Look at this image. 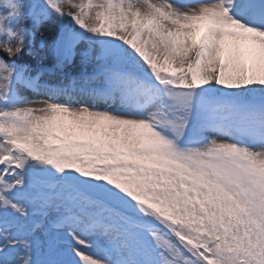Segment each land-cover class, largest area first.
I'll return each instance as SVG.
<instances>
[{
  "label": "snow or ice",
  "instance_id": "obj_1",
  "mask_svg": "<svg viewBox=\"0 0 264 264\" xmlns=\"http://www.w3.org/2000/svg\"><path fill=\"white\" fill-rule=\"evenodd\" d=\"M0 264H264V0H0Z\"/></svg>",
  "mask_w": 264,
  "mask_h": 264
},
{
  "label": "rangeland",
  "instance_id": "obj_2",
  "mask_svg": "<svg viewBox=\"0 0 264 264\" xmlns=\"http://www.w3.org/2000/svg\"><path fill=\"white\" fill-rule=\"evenodd\" d=\"M50 30L44 31L45 36L47 37V40L45 42L44 47L48 48L49 50V57L53 61H55L57 64L61 66L59 68L60 70L54 72L53 70L52 73H57V77H44L41 76L42 69L39 68V64L36 62V59L30 60V61H15L17 64H22V65H27L28 67V75L30 76H38L39 77V84L46 90L48 88H71L75 85H73L72 81L66 80L65 82L60 80L59 76H64L63 72H66V76H69L68 79H71L70 75L67 73L75 72L78 70H88L91 69L92 67L96 66L95 61H90L86 62L83 58L82 52H83V46H80V52H77V54L73 57V59L65 64H60L57 62L56 55L53 51V44L55 42V38L58 35L59 29L52 24L51 22L47 23V26ZM30 43L36 45V46H41L40 44V37L34 40H30ZM12 61H9L11 63ZM70 71V72H69ZM55 75V74H54ZM73 78V77H72ZM73 80V79H72ZM94 86V85H90ZM101 104V103H100ZM58 216V212L55 207H52L48 210L47 218L45 219V227L48 229L49 233L55 237L57 234L63 231V229L58 228L55 226V221ZM43 235V233H41Z\"/></svg>",
  "mask_w": 264,
  "mask_h": 264
},
{
  "label": "bare ground",
  "instance_id": "obj_3",
  "mask_svg": "<svg viewBox=\"0 0 264 264\" xmlns=\"http://www.w3.org/2000/svg\"><path fill=\"white\" fill-rule=\"evenodd\" d=\"M65 11H75L74 9L68 8L67 6H65ZM47 26V24L45 25ZM48 31L50 29H48V27H44L41 29L42 32L44 31ZM39 36H36L35 39L37 40ZM80 48V46H79ZM78 48V52H80V49ZM49 50L46 47H41V46H36L32 43H30L28 46L25 47L23 54H21L18 57H14L13 59L15 61H30V60H34L36 59V62L39 64V68L42 69L41 72V76L44 77H57V73H52L51 70H53L54 72L60 70L59 68H61V66L59 64H57L55 61H53L52 59H50L49 57ZM95 67H92L91 69L88 70H78L75 72H71V73H67L68 75H70L71 79H68L69 76H66V72H63V74H65L64 76H59L60 80L62 81H75V87L79 88L82 86L81 84V78L80 79H74V76H91L92 73L95 70ZM70 72V71H69ZM55 74V75H54ZM68 77V78H67ZM73 77V78H72ZM45 89L42 87L41 92L39 94H37L36 92L30 91V90H25V89H21V93L25 96L34 98L36 100H47L48 97L46 95H44ZM34 106H39V105H34Z\"/></svg>",
  "mask_w": 264,
  "mask_h": 264
}]
</instances>
